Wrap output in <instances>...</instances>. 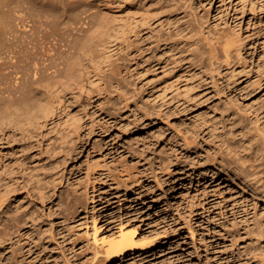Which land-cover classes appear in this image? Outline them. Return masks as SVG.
<instances>
[{"label": "rangeland", "instance_id": "374dc122", "mask_svg": "<svg viewBox=\"0 0 264 264\" xmlns=\"http://www.w3.org/2000/svg\"><path fill=\"white\" fill-rule=\"evenodd\" d=\"M108 4L131 10L0 0V56L38 72L16 90L0 75V179L25 187L20 222H0V264H232L234 218L252 212L219 161L240 138L233 120L264 127V0H197L205 36L232 40L213 70L174 50L121 63L115 40L107 66ZM21 127L37 135L24 150ZM121 231L132 250L106 257Z\"/></svg>", "mask_w": 264, "mask_h": 264}, {"label": "bare ground", "instance_id": "6f19581e", "mask_svg": "<svg viewBox=\"0 0 264 264\" xmlns=\"http://www.w3.org/2000/svg\"><path fill=\"white\" fill-rule=\"evenodd\" d=\"M112 1L107 0V2ZM124 1L131 8L128 13L113 16L112 7L108 4L104 16L107 66L113 64L114 40L120 54L118 60L121 63L129 60H142L144 57H148L147 62L155 63L159 59L158 55L174 50L181 51V53L187 52L192 63L199 66L208 64L212 70L217 63L220 49H225L224 54H226L225 46L231 44L232 40L226 37L211 39L205 36L201 19L197 13V0ZM10 18V15H7L5 20L0 19V36L11 27L12 19ZM16 54L8 52L5 57L0 56V75L6 76L7 79L13 76L12 90L18 89L20 79H36L38 75V72L31 70L29 64L23 67ZM6 71L7 74H2ZM109 72L111 73V69ZM73 100L76 99H72L71 96V101ZM1 103L2 101L0 105ZM44 111V117L53 113L52 101L48 102ZM232 124L234 132L238 129L239 135L237 136L240 138L227 145L225 149L227 161L220 158L219 167H225L234 183L245 192V207L242 213L245 217H249L248 215L251 214L249 211H251L252 218L251 222L245 219L243 223L237 222L234 218L229 234L233 256L231 263L264 264V127L256 125V122L250 118L242 121L236 118ZM18 129L25 140L21 146L24 150L29 143L27 141L37 135L24 127ZM76 129H81L78 122ZM47 139L51 140V138ZM53 144H57V141L54 140ZM11 174L15 175L16 172H11ZM11 174L8 175L9 178L7 177L6 181L0 179V222L5 227L3 231L12 223L20 222L21 218L13 213V203L18 192L25 187H19L17 181L11 178ZM260 208L263 209V213L257 216ZM132 241L131 235L121 231L118 238L109 241L104 248L106 257L124 255L132 250Z\"/></svg>", "mask_w": 264, "mask_h": 264}]
</instances>
